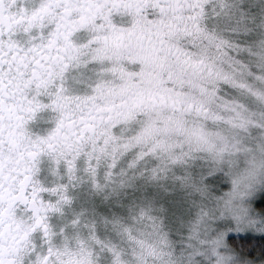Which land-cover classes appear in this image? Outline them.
Returning a JSON list of instances; mask_svg holds the SVG:
<instances>
[{
  "label": "clouds",
  "instance_id": "clouds-1",
  "mask_svg": "<svg viewBox=\"0 0 264 264\" xmlns=\"http://www.w3.org/2000/svg\"><path fill=\"white\" fill-rule=\"evenodd\" d=\"M0 264H264V0H0Z\"/></svg>",
  "mask_w": 264,
  "mask_h": 264
}]
</instances>
